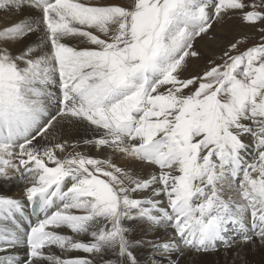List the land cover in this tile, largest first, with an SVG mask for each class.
<instances>
[{
	"label": "snow or ice",
	"instance_id": "snow-or-ice-1",
	"mask_svg": "<svg viewBox=\"0 0 264 264\" xmlns=\"http://www.w3.org/2000/svg\"><path fill=\"white\" fill-rule=\"evenodd\" d=\"M0 11L18 14L0 27V192L24 185L0 194V264H139L146 244L155 264H181L237 238L264 246V0ZM233 18L248 33L190 73L196 41Z\"/></svg>",
	"mask_w": 264,
	"mask_h": 264
},
{
	"label": "bare ground",
	"instance_id": "bare-ground-1",
	"mask_svg": "<svg viewBox=\"0 0 264 264\" xmlns=\"http://www.w3.org/2000/svg\"><path fill=\"white\" fill-rule=\"evenodd\" d=\"M31 10H26L23 15H30ZM18 19V14L0 11V27L9 25L10 23ZM29 41H35L36 37H29ZM73 43H76L73 41ZM55 90V89H54ZM82 134V130H73V136L75 139H79ZM83 150V149H78ZM71 151V149H69ZM93 155H101L100 153L93 151ZM113 159L117 158L113 156ZM121 166H124L126 163L122 160H117ZM135 171L145 174L150 172L152 169L142 168L139 164L134 166ZM24 185L19 183L13 184H4L3 191L0 194L11 195L14 197H20L22 195V189ZM136 230L131 234L135 239L151 238L152 235H159L162 238L170 233H165L164 230H160L157 233H146L137 226H133ZM67 234L72 235L68 230H64ZM77 239H88L85 236H76ZM53 252L58 255H86L84 253H60L59 249L53 248ZM139 264H155L153 257H158L159 254L151 249L147 244L143 247H138L135 250ZM96 264H103V258L95 257ZM214 261V262H213ZM222 263V264H264V246L259 245H249L243 246L240 244L239 238L236 239V243L231 249H225L223 246H218L216 250H210L208 252H197L195 250H185L184 256L181 258V264H213V263Z\"/></svg>",
	"mask_w": 264,
	"mask_h": 264
},
{
	"label": "rangeland",
	"instance_id": "rangeland-1",
	"mask_svg": "<svg viewBox=\"0 0 264 264\" xmlns=\"http://www.w3.org/2000/svg\"><path fill=\"white\" fill-rule=\"evenodd\" d=\"M248 30L242 26L238 19H231L223 26L214 25L215 39L210 40L207 37L198 39L196 47L201 51L202 58L195 59L190 62L189 72L195 73L204 69L208 58L213 54L219 55L223 47L234 39L241 38L242 34H247ZM253 41H249L251 43ZM214 262V261H213ZM222 264V263H213Z\"/></svg>",
	"mask_w": 264,
	"mask_h": 264
}]
</instances>
